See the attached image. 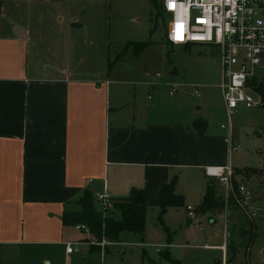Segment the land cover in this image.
Instances as JSON below:
<instances>
[{"label":"crops","instance_id":"1","mask_svg":"<svg viewBox=\"0 0 264 264\" xmlns=\"http://www.w3.org/2000/svg\"><path fill=\"white\" fill-rule=\"evenodd\" d=\"M0 2V264H38L39 259L51 264L56 255L66 257V243L74 241L81 243L78 254L86 248L103 256L109 246H124L120 238L136 236L123 232L100 247L92 245L91 234L64 226L63 214L79 211L77 201L85 191L106 192L116 201L132 188L145 189L151 202L176 176L175 193L186 206L197 207L209 180L205 169L227 164L231 121L227 135L223 125L214 134L200 115L207 107L182 106L178 89L172 109L161 110L158 101L144 109L136 90L129 98L111 90L110 74L83 71L81 32L88 28L76 12L67 13L72 0ZM92 43L97 45L95 38ZM99 46L90 52L98 56ZM220 73L214 84L219 91ZM198 121L206 124L204 134L196 130ZM233 170L235 181L254 186V204L264 207L261 173L252 167ZM184 182L190 186L188 196ZM170 208L176 207L166 212ZM225 210L213 219L206 216L211 222L222 217L234 227L235 209ZM228 247L224 233L222 241L202 246L218 251L221 264Z\"/></svg>","mask_w":264,"mask_h":264},{"label":"rangeland","instance_id":"2","mask_svg":"<svg viewBox=\"0 0 264 264\" xmlns=\"http://www.w3.org/2000/svg\"><path fill=\"white\" fill-rule=\"evenodd\" d=\"M72 1L74 4L65 7L67 13L76 12L88 28L81 32V45L86 52L85 63L81 66L83 71L105 76L110 74L109 79L115 84H112L111 90H121L129 98L136 90L144 109L157 101L161 110L172 109L176 96L170 97L169 92L175 86L182 106L193 109L207 107V112L201 111L200 115L207 119L209 132L220 133V125H223L226 128L223 133L227 135L229 126L222 108L223 100L220 91L214 87L220 71L218 56L209 48L192 45L185 49L167 44L166 17L158 10L162 0ZM93 38L100 45L98 56L90 52L97 46H92ZM71 44L68 43L70 47ZM145 73H158L161 78L151 88L145 83ZM256 74L264 77V68L257 70ZM190 88L197 89L199 96L193 95ZM147 94L152 95V100L147 99ZM230 131L231 141L228 144L236 149L226 153V165L239 172L250 167L257 169L261 173L259 182L264 186V107L239 108L231 116ZM242 183L254 198L257 195L254 186ZM215 188L218 189L216 183ZM188 190L190 186L184 182L183 194L187 195ZM184 203L183 206L170 208L162 216V221L158 218V209L149 208L141 237H122L120 242L124 246H109L103 256L98 250L82 248V253L73 257L74 264H150L151 261L155 264H221L218 251L205 250L202 246L222 241L223 233L229 245L225 264H264L263 218L249 221L235 206L227 205L225 209H235L236 212L234 227L222 217L211 222L206 215L197 218V223L191 225ZM97 208L100 210V205ZM249 223H254L251 241ZM73 233L78 234L75 230ZM166 249L177 262L162 258ZM65 259L64 254L56 255L51 264H65ZM217 259L219 263L215 262ZM38 264L46 263L39 259Z\"/></svg>","mask_w":264,"mask_h":264},{"label":"built area","instance_id":"3","mask_svg":"<svg viewBox=\"0 0 264 264\" xmlns=\"http://www.w3.org/2000/svg\"><path fill=\"white\" fill-rule=\"evenodd\" d=\"M160 6L166 17L165 38L170 46L195 45L216 52L221 70L219 89L228 126L239 107L263 105L264 77L257 76L256 71L264 68V0H162ZM144 76L151 88L161 78L158 73ZM171 89L170 97L178 88ZM190 91L199 96L197 89L190 88ZM205 175L222 187L226 206L232 203L249 221L257 217L264 219V207L255 205L251 191L242 182L235 181L230 165L207 167ZM95 200L104 214L113 210L114 201L106 192L95 194ZM186 211L189 223H197L194 207L187 205ZM75 228L90 234L85 225ZM91 243L100 247L110 244L105 240ZM80 246L79 241L66 243L65 264H71L72 256L80 253Z\"/></svg>","mask_w":264,"mask_h":264},{"label":"trees","instance_id":"4","mask_svg":"<svg viewBox=\"0 0 264 264\" xmlns=\"http://www.w3.org/2000/svg\"><path fill=\"white\" fill-rule=\"evenodd\" d=\"M158 10L164 14L161 6ZM261 93L264 101V89ZM262 107H264V103ZM176 183L177 177L174 176L161 187L157 198L151 202L147 201L145 189L132 188L126 198L118 199L113 203V210H117L120 214L118 219L104 214L101 212V209H97L95 195L91 191H85L83 196L77 201L80 208L79 211H68L63 214V225H85L89 228L91 237L95 242H101L102 240L115 242L123 232L142 236L145 228L147 206L157 207L159 209L158 218L162 221V216L167 208L184 205V198L175 193ZM215 183L217 184L212 178L206 180L202 200L197 207H194L197 218L198 216L212 214V216L210 215L211 218L209 216V219H213L214 214L224 211L226 207L225 200L223 195L217 192ZM228 206L234 205L229 203ZM249 226H251V229L248 230L249 240L251 241L254 236V226L250 223ZM162 258L170 262H177L171 258L168 252L162 254Z\"/></svg>","mask_w":264,"mask_h":264},{"label":"water","instance_id":"5","mask_svg":"<svg viewBox=\"0 0 264 264\" xmlns=\"http://www.w3.org/2000/svg\"><path fill=\"white\" fill-rule=\"evenodd\" d=\"M196 130L202 134L205 133L206 124L203 121H198L195 123Z\"/></svg>","mask_w":264,"mask_h":264}]
</instances>
